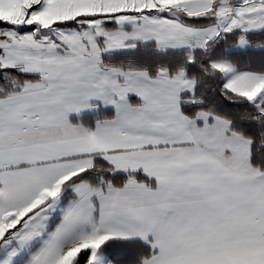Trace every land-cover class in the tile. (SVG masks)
I'll list each match as a JSON object with an SVG mask.
<instances>
[{"label": "snow or ice", "instance_id": "6c2138e0", "mask_svg": "<svg viewBox=\"0 0 264 264\" xmlns=\"http://www.w3.org/2000/svg\"><path fill=\"white\" fill-rule=\"evenodd\" d=\"M0 264H264V0H0Z\"/></svg>", "mask_w": 264, "mask_h": 264}]
</instances>
